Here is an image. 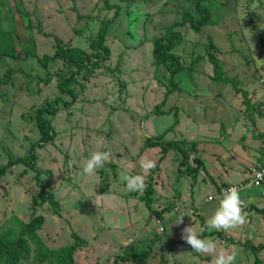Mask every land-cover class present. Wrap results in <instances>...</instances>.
<instances>
[{
    "label": "rangeland",
    "instance_id": "1",
    "mask_svg": "<svg viewBox=\"0 0 264 264\" xmlns=\"http://www.w3.org/2000/svg\"><path fill=\"white\" fill-rule=\"evenodd\" d=\"M108 2L0 0V27L28 39L39 57L54 56L61 43L93 55L90 40L104 20L113 18L114 5L120 6L107 38L110 58L77 79L74 102L58 89L68 71L63 62L49 61L45 69L35 58L0 60V167L13 158H31L41 136L36 111L61 97L57 113L46 114L55 140L36 148L37 169L19 164L0 176V234L17 230L19 219L26 223L42 216L39 237L47 247L71 244L72 232L88 242L76 253V264H115L120 255L150 247L147 259L121 264H212L214 257L193 252L181 231L195 226L201 238L204 230L215 231L207 230L206 221L218 207L219 190L238 186L248 222L204 239L214 240L217 252L235 254V264H253V254L232 241L264 244V214L249 211L251 205L264 207V186H248L249 168L264 162V0H206L212 25L200 33L189 24L174 28L183 36L174 54L184 70L176 77L178 90L166 99L169 71L156 65L153 41L186 12L195 15L197 0ZM17 43L20 50L23 41ZM210 54L222 64V79ZM175 112L178 124L163 140L171 151L160 171L143 172L141 158L157 166L161 151L145 147L146 139L169 129ZM179 147L188 154V166H181ZM94 151H110L112 158L87 176L83 163ZM195 159L204 165L198 173ZM121 170L144 175L147 185L153 177L151 208L168 209L160 219L164 226L145 204L147 187L129 192ZM41 181L55 195L59 213L48 203L32 208L33 197L42 195ZM179 210L186 216L176 225ZM33 257L23 263L34 264ZM260 257L264 263V253Z\"/></svg>",
    "mask_w": 264,
    "mask_h": 264
},
{
    "label": "trees",
    "instance_id": "2",
    "mask_svg": "<svg viewBox=\"0 0 264 264\" xmlns=\"http://www.w3.org/2000/svg\"><path fill=\"white\" fill-rule=\"evenodd\" d=\"M128 2H134L135 0H123ZM206 0H197L195 15L190 12H186L183 15V19L180 22H176L172 25L171 29L167 34H163L159 38L153 41L154 49L153 56L155 58L156 65L166 66L169 71V82L167 84L168 90L165 95V99L172 93L178 90V82L176 77L184 70L181 59L174 54V49L177 44L183 41V36L180 32L174 30V28L183 25H190V28L196 33H200L204 27L212 25L213 21L211 18V7L204 4ZM106 3L109 4L108 0ZM112 7L111 5H109ZM115 15L111 19L104 20L99 27L97 35L90 40V49L93 55L86 52L83 49L76 47H65L62 43L58 44L57 51L54 56L45 55L39 57L36 51L33 50L31 42L27 39H21L20 36H16L15 33L5 31L0 27V60L1 59H12L14 61H27L29 58H35L39 63L48 69V62H63L67 67L68 71L65 76L61 77L58 89L61 96H70L72 102L76 99V94L74 91L75 86L78 84L77 79L83 75L90 72V70H98L102 64L109 60L111 51L107 45V38L109 35L110 26L115 22L119 15V5H114ZM23 41L21 49L19 50V43L17 41ZM211 48L216 50L215 45H210ZM211 61L215 67V73L217 78L222 79V64L218 61L214 54H210ZM84 75V76H85ZM61 101V97L55 99L54 102H48L36 111V122L40 132V139L38 143L32 145L31 147V158L26 160L24 158H13L10 159L9 163L0 167V176H4L8 170L13 168V166L19 164H26L31 169H37V157L36 148H44L46 145L52 144L55 140V132L53 126L50 124L46 118V114L55 115L58 111V103ZM166 101V100H165ZM165 101L162 103L164 104ZM71 102V103H72ZM163 106V105H162ZM174 124L167 129L158 138L149 137L146 139L145 147L148 149L160 147V158L157 166L152 169V172H158L166 159L167 155L172 149V145H165L163 140H165L166 135L173 131L174 127L178 124V113L175 112ZM246 136L243 137V140ZM179 151L182 154L181 166H188V154L184 148L179 147ZM197 168H194L196 173L199 172V167H204L203 162L199 159H195ZM264 164V162H262ZM187 169L190 170V167ZM179 173L183 175L184 170L179 169ZM37 180H42L40 170L36 173ZM210 181L216 185V182L212 177H209ZM42 187L41 197H33L32 208H37L43 204H51L54 207V212L59 213L60 207L53 193L47 191L46 183H40ZM264 186V184H263ZM1 188V186H0ZM155 189L153 186V177H149L148 185L144 194V201L149 211L155 216H157L158 221L161 222L162 216L168 211V209H163L161 211H155L151 208L153 203V194ZM219 195L221 196V190H219ZM264 196V193H263ZM213 199V198H212ZM255 210L260 214H264V207H258V205H251L249 211ZM247 212V210H245ZM45 223V219L42 216H32L29 222H23L18 220V229H7L4 233L0 234V264H24L23 262H28L32 255L34 264H76L75 255L82 249L83 246L87 245V241L78 235L76 232H72V242L69 245H65L56 249H51L42 241L39 237V231L42 229ZM161 226H164L161 222ZM162 234H164L165 229L162 227ZM213 236L217 234L216 231L207 233L206 230L203 231V238L207 235ZM222 236V233H219ZM233 245H242L246 251L253 254L254 260L253 264H264L260 254L264 253V244L255 245L251 241L247 240L243 244L237 241H232ZM33 247V248H32ZM152 247L149 251H145L142 254L129 253L127 255H120L115 258V264H121L129 262L139 257H144L147 259L150 256Z\"/></svg>",
    "mask_w": 264,
    "mask_h": 264
},
{
    "label": "clouds",
    "instance_id": "3",
    "mask_svg": "<svg viewBox=\"0 0 264 264\" xmlns=\"http://www.w3.org/2000/svg\"><path fill=\"white\" fill-rule=\"evenodd\" d=\"M111 158L112 153L110 151H94L84 161L82 171L87 176L95 175L97 170L102 168ZM140 167L143 172H148L156 167V162L142 157ZM255 175L257 183L260 179H264V173H255ZM119 177L125 183L129 192H142L147 187L144 175H133L127 170H121L119 171ZM248 186L251 187V185ZM240 192L241 189L238 186L228 187L223 191L222 195L218 197V207L206 221L207 230L228 232L242 228L248 222V213L244 211V202ZM185 216V212L179 210L175 224H183ZM181 239L191 247L193 252L202 255H212L214 257L212 264H235V254H229L222 250L217 252L216 242L212 239L201 238L195 226H185L181 231Z\"/></svg>",
    "mask_w": 264,
    "mask_h": 264
},
{
    "label": "built area",
    "instance_id": "4",
    "mask_svg": "<svg viewBox=\"0 0 264 264\" xmlns=\"http://www.w3.org/2000/svg\"><path fill=\"white\" fill-rule=\"evenodd\" d=\"M255 173H264V164L261 162H257L256 164L252 165L250 168H249V174L251 175L250 176V183L249 185H256V186H263L264 184V179H260L259 182L257 183L256 180H257V177L255 175ZM224 190H221V195L223 193Z\"/></svg>",
    "mask_w": 264,
    "mask_h": 264
}]
</instances>
